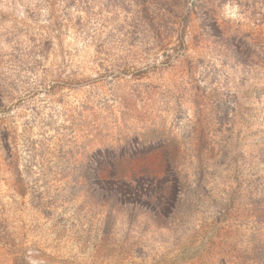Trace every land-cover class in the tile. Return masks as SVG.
I'll use <instances>...</instances> for the list:
<instances>
[{"label":"rangeland","instance_id":"rangeland-1","mask_svg":"<svg viewBox=\"0 0 264 264\" xmlns=\"http://www.w3.org/2000/svg\"><path fill=\"white\" fill-rule=\"evenodd\" d=\"M0 264H264V0H0Z\"/></svg>","mask_w":264,"mask_h":264},{"label":"trees","instance_id":"trees-1","mask_svg":"<svg viewBox=\"0 0 264 264\" xmlns=\"http://www.w3.org/2000/svg\"><path fill=\"white\" fill-rule=\"evenodd\" d=\"M157 173H162V168L160 167H156L155 170H154V174H153V177H157L158 174Z\"/></svg>","mask_w":264,"mask_h":264}]
</instances>
